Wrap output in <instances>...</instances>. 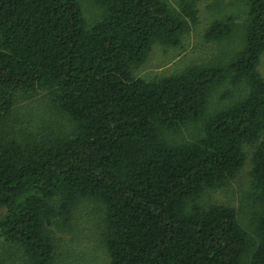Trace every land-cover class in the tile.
<instances>
[{
    "label": "trees",
    "instance_id": "1",
    "mask_svg": "<svg viewBox=\"0 0 264 264\" xmlns=\"http://www.w3.org/2000/svg\"><path fill=\"white\" fill-rule=\"evenodd\" d=\"M195 1L92 0L87 23L79 0H0V264H89L52 229L83 200L102 215L89 256L101 251L103 264H264V0H243L226 61L133 75L153 45L180 43ZM235 28L231 16L215 19L204 37L222 41ZM219 87L218 101L239 96L209 111ZM39 93L69 132L36 114L42 132L7 130ZM193 123L191 140L171 137ZM253 144L248 232L232 207L202 196L235 177Z\"/></svg>",
    "mask_w": 264,
    "mask_h": 264
},
{
    "label": "rangeland",
    "instance_id": "2",
    "mask_svg": "<svg viewBox=\"0 0 264 264\" xmlns=\"http://www.w3.org/2000/svg\"><path fill=\"white\" fill-rule=\"evenodd\" d=\"M79 1L83 9L85 21L91 23L96 18V7L93 5L92 0ZM166 1L174 8H178L179 6V0ZM195 8L197 10L196 20L188 26L186 32L181 37L180 43L176 47L153 45L144 63L133 71L134 76L152 79L161 75L178 73L192 65L214 61L224 62L229 58L233 51L237 49L240 42L239 29L245 16L244 1L196 0ZM228 16L234 18L236 25L231 37L222 41L207 40L204 37V33L209 24L215 19H222ZM257 70L264 79V51L262 52ZM221 89L222 87H219L213 91L208 104L209 111L236 101L239 96V93L233 91L226 101H218ZM15 112L18 113L12 118V125L15 128H8L7 130H17L19 128L26 130L33 129L35 123L33 116L35 114L39 118L50 122L53 130L59 133H66L71 129V121L65 115L51 108L41 93L36 94L31 100L21 103ZM33 130L42 132V130ZM199 131V124L193 123L181 128L177 134L171 137L178 140H191L198 135ZM260 140H264V134ZM253 149L254 144L244 147L246 154L244 164L226 186L202 196V200L208 204L213 203L232 207L237 212L241 225L248 232L253 231L252 227L257 212V208L253 204L250 177L248 175L250 156ZM97 207L94 201H80L71 213L70 224L68 226L67 222H61L52 226L56 239L61 240L63 244L61 246L63 248L61 249H67V245H69V251L83 254L86 257L84 261H88L89 259V264H103V262L101 263V251H94L89 256V251L93 246L96 249L97 242L95 245L93 244L97 240L99 229L101 228L102 215L96 210ZM1 245L2 241L0 239V249ZM6 249L4 248V250Z\"/></svg>",
    "mask_w": 264,
    "mask_h": 264
}]
</instances>
